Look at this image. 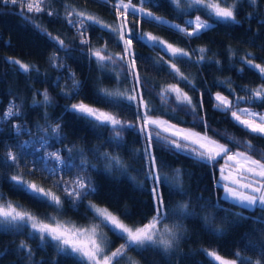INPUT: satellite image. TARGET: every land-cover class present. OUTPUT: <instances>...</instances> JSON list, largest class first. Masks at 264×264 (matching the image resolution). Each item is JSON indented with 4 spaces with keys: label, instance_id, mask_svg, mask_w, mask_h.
<instances>
[{
    "label": "trees",
    "instance_id": "trees-1",
    "mask_svg": "<svg viewBox=\"0 0 264 264\" xmlns=\"http://www.w3.org/2000/svg\"><path fill=\"white\" fill-rule=\"evenodd\" d=\"M118 2L119 0H109L108 3H103L102 0H49L50 7L41 13H28L24 5L0 3V116L12 102L21 106L22 114L19 118L0 120V158L7 151L17 154L23 151L24 154L19 169L6 167L0 159V193L5 198L0 200V205L11 202L13 206L21 205L22 210L29 211L46 222H49L48 218L55 217L62 223L70 222L78 226L99 223L88 210L89 203L105 206L132 226H143L153 218V185L146 177L150 161L145 155L147 142L143 135L134 128H126L120 133L117 146L116 141L110 140L113 136L110 128L96 127L89 120L67 110L72 104L83 102L114 113L122 121L132 124L137 122L134 110L128 108L127 103L120 101L118 97L115 99L120 107L98 102L99 96L105 91L130 93L131 84L126 80L123 74L125 69L119 60L115 64L101 67L94 57H89L91 50H104L105 45L107 47L104 54L117 57L122 54V44L110 32L92 25L86 33L91 48L89 45H82L76 30L64 20L68 5L71 9L92 15L102 23L115 27L124 19L123 14L114 8ZM122 2L151 8L153 12L173 19L181 27L188 26L186 21L188 18H195V15H200L213 24V28L202 31L199 38H189L170 28L168 24L149 22L143 15L133 16L129 10L127 28L131 29L133 35L151 34L192 54L191 64L177 59H172L171 62L198 89L194 90L169 75L166 66L153 64V61H169L170 53L166 54L159 48L134 39L132 49L137 57L144 99L149 102L152 110L150 114L163 115L203 133L206 131L207 135L223 141L232 150H245L243 142L250 141L254 150L249 154L260 159L259 152H264V138L246 132L230 115L218 110L212 92L224 93L235 107V97L247 99L245 89H255L264 84L258 71L250 69L242 61V58L251 54L254 64L264 66V0H256L254 6H250L248 0H240L235 9L236 22L230 23H216L209 19L204 10H197L187 4L186 0L181 5L186 11H177L169 0H149L143 4L140 0ZM228 3H233V0H228ZM49 10L54 13L53 16L47 14ZM30 17L35 19H29ZM34 24L39 25V28ZM41 29L63 40L69 51L65 53L58 50ZM200 48L207 51L204 62L197 64L195 60L199 53L195 50ZM53 55L59 58L57 63H63V68L52 67L50 58ZM9 58L34 66L38 71H31L27 76L21 74L9 62ZM72 73L80 83L81 90L78 96L74 95L69 99L63 93L72 91L69 78ZM170 84H178L192 98L196 111L206 121L207 128L199 119H194L186 110L177 107L175 94L169 95L166 103L162 102L158 93ZM230 89L234 90V94ZM45 91L50 98L47 106L43 104ZM33 100L37 104L34 105ZM240 105L264 110V103L259 101L246 103L242 100ZM57 122L61 136L65 139L62 144L57 142L51 136L49 128L50 146L47 151L72 148L73 157L78 164L79 150L82 149L89 162V168L82 175L90 178L97 190L96 194L89 196L78 206V211L71 207L64 194L54 186V180L46 173L29 174L33 167L43 166L45 162L49 167L55 166V161L43 160L40 165H33L34 159L45 155V150L39 148V141L34 140L23 150L18 147L19 143L42 134L37 132V125L48 128V125L55 126ZM17 124L31 129L32 137L27 134L18 135L14 128ZM215 133H220V136ZM223 136L240 141L241 146L236 148L222 139ZM95 149H99L100 153L118 156L124 168L115 165L108 167L109 162L102 156L98 158L94 154ZM151 152L156 157L157 168L161 170L160 192L165 211L170 217L166 222L170 226H181L178 239L167 253L161 250L141 251L129 248L126 255L120 258V264H213L214 258L207 254L210 252L233 259L237 264H264V211L259 208L245 209L224 199L222 189L217 184L218 163L214 166L201 163L187 153L169 150L155 138L151 141ZM61 154L67 156L66 152ZM25 164L28 166L25 167ZM76 172L75 168L66 169L64 178L70 180ZM16 175L54 192L61 198L63 210L57 212L30 198L23 191L15 190L9 178ZM184 203L189 207L186 211H180L178 205ZM100 231L105 235L110 251L125 243L106 227L101 226ZM27 232L28 229H24L23 234L0 229V264H77L70 255L58 254L51 244L41 249L39 240H34ZM21 241L32 249L31 260L21 250Z\"/></svg>",
    "mask_w": 264,
    "mask_h": 264
},
{
    "label": "snow or ice",
    "instance_id": "snow-or-ice-1",
    "mask_svg": "<svg viewBox=\"0 0 264 264\" xmlns=\"http://www.w3.org/2000/svg\"><path fill=\"white\" fill-rule=\"evenodd\" d=\"M102 2L108 3L109 0H102ZM147 2L149 0H141V4ZM184 2L185 0H169V3L177 11H186V9L181 8ZM186 2L197 10H204L209 19L214 20L216 23H230L236 22L235 9L236 4L240 0H233L231 4L228 3V0H186ZM248 2L250 6H254L256 0H248ZM0 3L5 5H26L28 13H41L50 7L49 0H35L34 3L28 2V0H0ZM114 8L117 12H122L124 17L115 27L102 23L92 15H86L82 11L71 9L68 5H66L64 20L71 28L76 30L82 45H89L91 48L86 33L88 27L92 25L99 27L102 31L110 32L117 42L122 44V54H118L117 57H114L112 54H104L106 52V45L104 50H91L89 57H94L101 67H104L106 64H115L117 59L119 60L125 69L123 74L131 84V91L130 93L105 91L102 96H99L98 102L120 107L121 105L115 99L118 97L120 101L127 103L128 108L134 110L137 122L132 124L127 121H122L114 113L105 112L83 102L72 104L71 108L67 110L89 120L96 127L110 128L113 133L110 140L116 141L117 146H119L120 133L126 128H134L143 135L147 142L144 150L145 155L150 161L146 177L151 180L153 185L152 194L155 208L153 218L143 226H128L118 216L109 212L107 209L89 203L87 208L93 213L94 219L98 220L99 223H91L88 226H77L70 222L62 223L55 217L48 218L49 222H46L31 212L22 210L21 205L13 206L11 202L0 205V229L5 232L12 231L21 234H23L24 229H28L27 234L34 240H39L41 249L51 244L56 248L58 254L64 253L65 255H70L77 264H120V258L126 255L129 248L141 251L149 249L161 250L165 253L173 248L174 243L178 239V232L181 226L178 224L170 226L166 222L170 217L165 211L164 199L160 192L161 170L157 168L156 157L151 152V141L153 138L157 142L165 145L169 150L187 153L188 156L210 166H214L220 160H223L224 163L219 168L220 177L217 184L225 194L224 199L231 200L234 205H239L245 209L259 208L264 211V152H259L261 158L255 159L249 154L250 151L254 150L250 141L243 142L244 151H233L226 144H222L218 140L209 137L206 131L201 134L190 129L181 128L177 124H171L169 121L153 118L150 114L152 110L149 102L144 99V94L140 87L141 77L137 69V57L132 49L134 39L145 44H150L153 48H159L166 54L170 53L169 61H153V64L166 66L169 75L198 91V89L194 88V85H192L188 77L180 72L176 64L171 62L172 59H177L191 64L193 63L192 54L151 34L138 33L137 35H133L131 29L127 28V15L129 10L133 16L143 15L149 22L168 24L170 28L189 38H199L201 32L212 29L213 24L201 20L200 16H196L194 21L191 19L186 21V24L192 27V31H188L187 27L170 24L168 21L154 16L151 12H146L143 7L137 8L131 3H123L122 0H119L114 5ZM47 14L49 16L54 15L50 10L47 11ZM29 19L35 18L30 17ZM34 26L39 28V25L34 24ZM41 31H44V34L48 36L58 50H62L65 53L69 51L68 46L59 37H53L46 30L41 29ZM195 51L199 53L195 63L199 64L204 62L207 50L200 48ZM58 59L55 55L50 58L53 68L60 69L64 67L62 62H56ZM242 61L250 69L257 70L261 79L264 80V66L254 64L251 54L242 58ZM9 62L16 66L21 74L26 76L31 71H38L34 66L22 63L14 58H9ZM69 78L72 82V91L64 92L63 94L66 98L71 99L74 95H79L81 85L75 79L74 73L70 74ZM57 86H59V82ZM245 91L248 93L247 99L245 97H235V107L227 97L216 93L215 100L217 103L215 106L225 115H230V118L246 132L264 138V113H257L253 112L250 108L239 107L240 101L242 100L246 103L255 101L264 103V84L255 89H245ZM230 92L234 94V90L230 89ZM171 94H175L174 99L178 102L177 107L186 110L187 114H191L194 119H199L200 123L207 128L206 121L196 111V104L192 102V98L186 92H183L178 87V84L167 85L166 88L158 93L164 103H166L168 96ZM43 97V104L47 106L50 103L47 91L43 93ZM33 104H37V101L33 100ZM20 107L19 104L14 102L10 103L7 111L0 116V120L21 117ZM45 120H47V113H45ZM14 128L18 135L27 134L29 137H32V131L26 125L17 124L14 125ZM49 128L51 130V136L62 144L65 138L61 136L60 125L57 122L55 126L48 125V128L37 125V132L42 134L34 137L30 141L19 143L18 147L23 150L25 146L33 143L34 140L39 141V148L45 150V155L42 158L34 159L32 161L33 165H40L43 160L55 161V166L49 167L45 162L43 166L33 167L29 174H33L34 172L46 173L54 180V186L64 194L65 199L71 207L78 211V206L83 204L84 200L89 196L96 194L97 191L91 179L82 175L89 168V162L82 149L79 150L78 164L73 157L72 148H57L55 151H47V148L50 146ZM215 135L220 136V133H215ZM221 138L227 140L228 143L233 144L236 148L241 146V142L232 137L223 136ZM93 151L98 158L102 156L109 162L108 167L115 165L118 168H124L118 156H112L106 152L100 153L99 149ZM62 152H66L67 156H63L61 154ZM0 159H2L6 167L19 169L20 160L24 159V154L23 151L18 154L7 151L6 155ZM24 166L27 167L28 165L25 164ZM92 167L95 166L92 165ZM73 168L77 169L75 176L70 180H66L64 178L65 170H71ZM9 182L15 190L23 191L37 202L53 208L57 212L63 210L61 198L51 190H45L35 183L25 181L20 175L11 176ZM4 199L2 193H0V200ZM188 207L186 203L178 205L180 211H186ZM236 215H239V213ZM205 219L207 222L208 218L206 217ZM101 226L108 228L120 239H123L125 243L121 244L114 251L108 250L107 239L99 230ZM20 248L25 252V257L31 260L33 257L32 249L23 241H21ZM207 254L214 258L213 264H216V262H219V264H236L235 260H226L216 252ZM237 256H239L238 253Z\"/></svg>",
    "mask_w": 264,
    "mask_h": 264
},
{
    "label": "rangeland",
    "instance_id": "rangeland-1",
    "mask_svg": "<svg viewBox=\"0 0 264 264\" xmlns=\"http://www.w3.org/2000/svg\"><path fill=\"white\" fill-rule=\"evenodd\" d=\"M141 1V0H140ZM123 3H125V2H123ZM128 3V2H127ZM127 3H125V4H127ZM132 4V3H131ZM132 5H134V6H136L137 8H140V7H143L145 10H146V12H151L154 16H157V17H160L161 19H163V20H165V21H171V22H175L174 24H176L177 22L176 21H174L173 19H170V18H168L167 16H165V15H163V14H157V13H155V12H153V10L151 9V8H147V7H144V6H141L140 4H132ZM196 16H200V15H195L194 17H196ZM200 18H201V20H203V21H206V22H208L209 23V20L208 19H206V18H204V17H201L200 16ZM188 20H190V18H188ZM191 20H195V18H191ZM172 23V24H173ZM176 25H178V24H176ZM184 27H187V29H188V31H192V27H190V26H184ZM216 93H220L221 95H223V96H225V97H227L224 93H222V92H220V91H213L212 92V95H213V97L215 98V96H216ZM228 98V97H227ZM228 100H229V98H228ZM240 108H250L253 112H257V113H264V110H258V109H254V108H252V107H250V106H248V105H240L239 106ZM152 116H153V118H159V119H162V120H166V121H169L171 124H177L179 127H181V128H185V129H190V130H192V131H194V132H198V133H201V134H203V132H201V131H198V130H196V129H194V128H192V127H189V126H186V125H183V124H180V123H177V122H175V121H173V120H171V119H169V118H167V117H165V116H163V115H155V114H151ZM209 136V135H208ZM209 137H211V136H209ZM213 138V137H212ZM213 139H216V138H213ZM216 140H218V139H216ZM220 143H222V144H226V143H224L223 141H221V140H218ZM227 145V144H226ZM237 150H239V151H244V150H240V149H236V150H233V151H237ZM253 156V155H252ZM255 159H259V158H257V157H255V156H253ZM223 160H221V161H219L218 162V179H219V177H220V172H219V168L223 165ZM221 194L224 196L225 194H224V192H223V190L221 191ZM98 207H100V208H103V209H107L105 206H98ZM109 212H111V213H113L112 211H110L109 209H107ZM114 214V213H113ZM116 215V214H115ZM117 216V215H116ZM120 219V218H119ZM123 223H125L126 225H128V226H132V225H129L128 223H126V222H124L122 219H120ZM75 225V224H74ZM78 226V225H77ZM82 226H88V225H82ZM133 227H136V226H133ZM100 230V229H99ZM220 256V255H219ZM222 258H224V259H226V260H229V261H232L233 259H230V258H226V257H223V256H221ZM219 263V262H218ZM237 264V263H236Z\"/></svg>",
    "mask_w": 264,
    "mask_h": 264
},
{
    "label": "built area",
    "instance_id": "built-area-1",
    "mask_svg": "<svg viewBox=\"0 0 264 264\" xmlns=\"http://www.w3.org/2000/svg\"><path fill=\"white\" fill-rule=\"evenodd\" d=\"M28 2H32V3H34L35 0H28ZM24 6H25V8L27 9L26 5H24ZM121 13H122V12H121Z\"/></svg>",
    "mask_w": 264,
    "mask_h": 264
}]
</instances>
